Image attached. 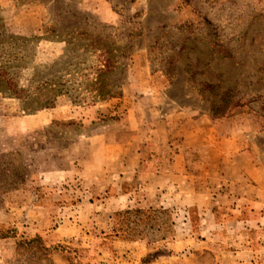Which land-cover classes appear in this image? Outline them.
<instances>
[{"label":"rangeland","instance_id":"rangeland-1","mask_svg":"<svg viewBox=\"0 0 264 264\" xmlns=\"http://www.w3.org/2000/svg\"><path fill=\"white\" fill-rule=\"evenodd\" d=\"M176 110L236 138L264 185V0H0V235L16 236L0 264H119L122 240L155 249L142 264L163 254L185 211L126 207L141 168L103 173Z\"/></svg>","mask_w":264,"mask_h":264},{"label":"crops","instance_id":"crops-1","mask_svg":"<svg viewBox=\"0 0 264 264\" xmlns=\"http://www.w3.org/2000/svg\"><path fill=\"white\" fill-rule=\"evenodd\" d=\"M182 114L176 110L153 123L147 146L130 151L135 163L123 157L117 170L103 173L127 177L141 168L142 189L125 198L126 207L178 208L187 214L189 229L162 239L157 250L164 253L149 264H264V185L257 180L258 169L237 139L220 136L207 116ZM21 216L18 222L25 225L33 220L31 212ZM37 226L34 235L44 233ZM70 232L64 222L49 236L62 243ZM119 243V264H142L155 251L143 242Z\"/></svg>","mask_w":264,"mask_h":264},{"label":"trees","instance_id":"trees-1","mask_svg":"<svg viewBox=\"0 0 264 264\" xmlns=\"http://www.w3.org/2000/svg\"><path fill=\"white\" fill-rule=\"evenodd\" d=\"M8 84H9V86H10V88H11V90L13 91V93L15 94V96H17V97H22V94L24 93L22 90H19V88H18V85L16 84V83H14L13 81H8ZM7 233H9V232H7ZM2 238H9V239H15L16 240V236H8V235H0V239H2ZM43 241V239H42V237L41 236H37L36 238H34V239H30V240H24V243L26 244V245H32V244H34V243H38V244H40L41 245V249H42V246H43V244L42 243H40V242H42ZM20 242V241H19ZM21 244V243H20ZM50 248L51 247H43V250L44 251H49L50 250ZM53 249L54 250H58V249H61V250H63L64 249V247L63 246H61V245H55L54 247H53Z\"/></svg>","mask_w":264,"mask_h":264}]
</instances>
